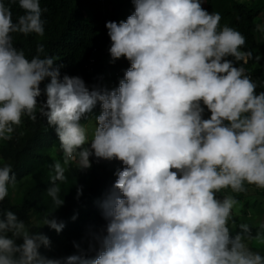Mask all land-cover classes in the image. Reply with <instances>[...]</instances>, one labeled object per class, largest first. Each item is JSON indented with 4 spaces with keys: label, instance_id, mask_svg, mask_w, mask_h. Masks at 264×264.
<instances>
[{
    "label": "clouds",
    "instance_id": "1",
    "mask_svg": "<svg viewBox=\"0 0 264 264\" xmlns=\"http://www.w3.org/2000/svg\"><path fill=\"white\" fill-rule=\"evenodd\" d=\"M17 2L23 14L14 21L9 5ZM132 3L126 20L105 24L111 61L124 58L130 67L118 87L90 89L79 76L61 77L55 57L41 58L43 44L31 59L14 46V33L44 35L40 0H0V140H11L25 116L35 121L39 109L58 137L63 165L90 169L92 157L123 165L99 205L104 228L90 233L86 249L74 242L76 253L60 258L42 255L50 238L3 207L16 176L10 164L0 167V264H264L246 243L249 224L230 233L241 202L217 196L243 193L245 185L264 190V91L234 63L252 56L241 50L245 36L221 27L205 0ZM97 104L89 140L82 119ZM50 167L47 194L59 208L56 182L66 180L65 167ZM43 225L57 234L65 227L52 215ZM254 239L264 243L260 233Z\"/></svg>",
    "mask_w": 264,
    "mask_h": 264
},
{
    "label": "trees",
    "instance_id": "2",
    "mask_svg": "<svg viewBox=\"0 0 264 264\" xmlns=\"http://www.w3.org/2000/svg\"><path fill=\"white\" fill-rule=\"evenodd\" d=\"M5 3L7 4V0ZM101 3L100 0H40L44 35L41 37L33 33L24 36L14 33L13 44L18 49H23L29 59L37 55V45L43 44L45 51L41 58L45 55L55 57L57 66L64 65L60 68L61 77L65 74L79 76L91 89L94 85L99 86L104 81V76L108 75L116 88L130 64L126 59L122 62L106 61L111 41L105 24L107 21L126 20L134 12V4L132 0H114L103 11L98 7ZM9 6L15 21L23 14V10L19 8L18 2ZM203 7L209 12H218L221 15V27L228 25L245 36L246 44L241 50L250 51L252 56L247 63H234L238 67L243 66L246 74L257 83V93L264 91V41L258 37L262 33L258 30L259 26L264 21V0H251V3H242L240 0H205ZM229 59L234 60L232 57ZM92 60L94 73L89 74L87 67ZM48 82L49 79L46 78L41 88ZM39 99L43 101L45 97L42 95ZM100 112L101 107L97 104L82 119V123L87 126ZM208 115L205 110V118ZM36 117L32 121L25 116L22 124L12 133V139L3 140L0 144V159L12 166L16 176V186L13 188L9 185V191L22 188L27 193L22 204H13L9 196L2 203L5 209L15 212L30 231L46 234L50 238L51 248L41 247L42 255L50 258L66 257L76 253L74 242L80 243L86 249L90 233L97 232L106 225L99 205L112 189L117 177L112 175L96 179L95 184L79 198L74 192H65L64 181H57L61 189L59 196L64 204L56 208L47 194V189L52 186L51 178L43 175L42 171L48 162L47 152L54 147L60 148V145L53 128L40 115L39 109ZM74 173L76 174L75 171ZM217 196L222 199L219 193ZM49 215L64 222L65 227L59 234L43 225L44 218ZM34 218H37L38 223H32ZM238 232L240 228L232 236ZM251 235L254 240L257 233L251 232ZM248 241L251 240H246ZM94 255V252L89 253V256Z\"/></svg>",
    "mask_w": 264,
    "mask_h": 264
},
{
    "label": "rangeland",
    "instance_id": "3",
    "mask_svg": "<svg viewBox=\"0 0 264 264\" xmlns=\"http://www.w3.org/2000/svg\"><path fill=\"white\" fill-rule=\"evenodd\" d=\"M240 2H250L251 0H240ZM110 3H114V0H106L105 3H101L98 6L101 10L106 11L109 8ZM261 26H264V21ZM261 34H258L260 40L264 41V30H261ZM111 57L108 53L106 56V61H110ZM124 58H121L116 61H124ZM102 87H107L109 89L115 88L113 82L108 75L104 76V81L99 85ZM89 140H91L92 133L95 128V119L91 121L87 126ZM52 128V127H51ZM54 130V129H53ZM3 140H0V144ZM48 162L46 168L42 171L43 175L51 178L54 175V171L50 167L54 162H61L62 166L65 167V176L66 180L64 181L65 192L70 194L74 192L77 195V189L81 188L82 193L85 194L88 189H90L94 184L96 179H102L105 177H110L115 175L117 169H122L123 165L118 160L106 161L99 160L97 161L95 157L91 158L92 167L86 170H80L78 167L77 161H70L67 165H63V153L60 148L54 147L52 150L48 151L46 154ZM3 160L0 159V167L5 165ZM76 172V174L74 173ZM246 191L243 193H232L230 190H224L219 194L223 198L226 195H233L237 200L241 202V206L237 209H234L233 220L229 221V228L231 235L239 229L241 223L249 224L251 232L260 233L264 237V228L261 226L264 225V190L258 189L255 186L245 185ZM26 190L15 188L12 191H9L8 196L15 205L22 204L26 199ZM33 224L38 223L37 218L32 220ZM17 243H22V241L17 240ZM253 251L260 252L261 255H264V243L257 241L256 239L246 242Z\"/></svg>",
    "mask_w": 264,
    "mask_h": 264
},
{
    "label": "built area",
    "instance_id": "4",
    "mask_svg": "<svg viewBox=\"0 0 264 264\" xmlns=\"http://www.w3.org/2000/svg\"><path fill=\"white\" fill-rule=\"evenodd\" d=\"M102 3H104V0H100ZM94 60L91 61V63L88 65L87 69L89 74H93L94 73Z\"/></svg>",
    "mask_w": 264,
    "mask_h": 264
}]
</instances>
